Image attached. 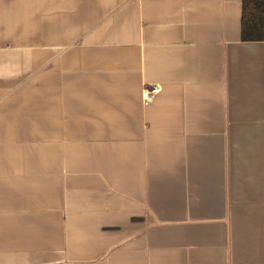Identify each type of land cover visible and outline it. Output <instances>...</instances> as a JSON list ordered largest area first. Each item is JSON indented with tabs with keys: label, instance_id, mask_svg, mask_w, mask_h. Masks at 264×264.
<instances>
[{
	"label": "crops",
	"instance_id": "crops-1",
	"mask_svg": "<svg viewBox=\"0 0 264 264\" xmlns=\"http://www.w3.org/2000/svg\"><path fill=\"white\" fill-rule=\"evenodd\" d=\"M244 1L0 0V264H264Z\"/></svg>",
	"mask_w": 264,
	"mask_h": 264
},
{
	"label": "trees",
	"instance_id": "trees-1",
	"mask_svg": "<svg viewBox=\"0 0 264 264\" xmlns=\"http://www.w3.org/2000/svg\"><path fill=\"white\" fill-rule=\"evenodd\" d=\"M241 38L245 42L264 41V0L243 2Z\"/></svg>",
	"mask_w": 264,
	"mask_h": 264
},
{
	"label": "built area",
	"instance_id": "built-area-1",
	"mask_svg": "<svg viewBox=\"0 0 264 264\" xmlns=\"http://www.w3.org/2000/svg\"><path fill=\"white\" fill-rule=\"evenodd\" d=\"M160 92L159 86H153L145 89L142 93V99L145 105H149L153 102L156 95Z\"/></svg>",
	"mask_w": 264,
	"mask_h": 264
}]
</instances>
